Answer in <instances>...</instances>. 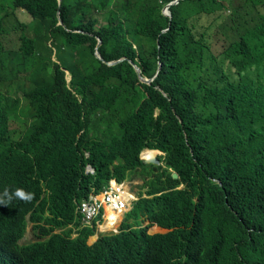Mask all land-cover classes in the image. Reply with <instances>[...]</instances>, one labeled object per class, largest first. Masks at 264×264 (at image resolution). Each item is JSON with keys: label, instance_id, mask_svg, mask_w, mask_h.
Instances as JSON below:
<instances>
[{"label": "trees", "instance_id": "1", "mask_svg": "<svg viewBox=\"0 0 264 264\" xmlns=\"http://www.w3.org/2000/svg\"><path fill=\"white\" fill-rule=\"evenodd\" d=\"M257 63L264 0H0V191L34 193L0 213L63 228L93 188L153 176L119 235L53 236L33 264H264ZM145 148L165 153L157 173Z\"/></svg>", "mask_w": 264, "mask_h": 264}, {"label": "clouds", "instance_id": "2", "mask_svg": "<svg viewBox=\"0 0 264 264\" xmlns=\"http://www.w3.org/2000/svg\"><path fill=\"white\" fill-rule=\"evenodd\" d=\"M175 2L177 1L171 3ZM238 39L236 40L238 41ZM123 59L125 58L122 57L118 60L113 61L117 62ZM109 62L107 63L109 64ZM263 66L262 64L257 63V69L264 71ZM68 74L70 73L68 72L67 75ZM156 75L157 74H155V76ZM148 79L153 80L154 77ZM67 80L68 82L71 81V75L70 79H68L67 77ZM158 114L159 110H156V115ZM146 151L156 152L157 154L152 158L159 160L160 163H144L143 158L145 157L143 156V154ZM159 156H165V153L161 152L160 150L149 148L143 149L140 153L141 161L147 166L153 167L152 170L154 173L158 172V167L164 166L163 162H161V160L159 159ZM89 157L90 153L85 152V158L88 159ZM170 171L173 172L172 169H170ZM85 174H92L93 176L96 174V171L91 164L86 165ZM134 176L136 175H132V178ZM146 177L148 176H142V178ZM129 178L126 179L123 183H118L115 180H111L101 193L96 194V190L93 188L88 199L81 202H75V220L71 225L67 227L56 229L52 227V225L45 219L37 220L35 217H33L32 209L25 212L24 214H20L13 208L0 213V262L3 264H33L38 261V256L35 255L37 253L35 250L36 244H44L48 242L53 236H60L66 233L69 234L70 240L76 241L80 237L82 231L91 230L93 232V235L88 240L89 246L95 245V243L100 239L119 235L122 232V227L126 221L127 216L134 210L135 205L140 201V199L152 197L147 195L148 187L146 186V182H148L150 178H153L152 173H150L149 178L145 180L144 191L140 196H137V194L133 193L131 186L128 183ZM126 186L128 187V192L126 191ZM180 188H183V186L179 187V189ZM112 189H121V191L123 192V195H121V202L125 204L123 207L120 206L119 201L117 200H114V202L111 203L107 202L106 194L110 193ZM113 195L117 196L116 193L112 194V196ZM126 195L133 196V199L130 200V198H126ZM33 199L34 193L27 191L22 187H16L14 189L4 188L3 191H0V205L5 207H8L13 200H19L25 203H29ZM119 214H122V220L118 223L116 217ZM45 217H51L49 212L46 211ZM116 223L118 224V227L115 230H111L115 227ZM129 223L131 224L133 223V221H129ZM141 223L142 224L140 225V227H135L134 230H146V235L148 237L159 235H152V232L155 229L159 228H157L147 219H142ZM106 227H109V230H107ZM50 230H52V232L48 234ZM160 230L156 231V233H159L161 231V234L169 233L168 231ZM91 240H95V242L91 244Z\"/></svg>", "mask_w": 264, "mask_h": 264}, {"label": "water", "instance_id": "3", "mask_svg": "<svg viewBox=\"0 0 264 264\" xmlns=\"http://www.w3.org/2000/svg\"><path fill=\"white\" fill-rule=\"evenodd\" d=\"M61 1H62V0H59L60 3H61ZM172 4H173V3H169V4H167V5L164 7V13L167 14V15H169V16H171L170 6H171ZM61 23H62V20L59 22V24H61ZM100 43H101V41L99 40L98 46L100 45ZM98 46H97V47H98ZM96 55H97L100 59H102V56H101V54H100L99 51L96 52ZM119 61H120V60H119ZM115 62H116V61H112V62H109V64H114ZM135 67H136V70H137V72H138V74H139L140 79H141L142 81H144V82L150 83L152 79H148V78H146V77H143L142 74H141V69H140V67H138L137 65H135ZM159 68H160V67H159ZM159 68H158V70H159ZM157 73H158V72H157ZM157 73H156V74H157ZM143 162L146 163V164H148V163H150V162H151V163H155V164H159V163H160L159 160H157V159H155V158H152V159H146V158H143ZM173 178H174V179H178V178H179L178 174H177V173H174V174H173Z\"/></svg>", "mask_w": 264, "mask_h": 264}, {"label": "rangeland", "instance_id": "4", "mask_svg": "<svg viewBox=\"0 0 264 264\" xmlns=\"http://www.w3.org/2000/svg\"><path fill=\"white\" fill-rule=\"evenodd\" d=\"M67 77H68V79H70V74H68ZM147 154H146V156H148ZM131 178H132V176L129 178L128 183L131 186V189H132L133 193L137 194V196H140L143 193V191H144L145 180H147L149 177L142 178V176L136 175L132 179ZM107 230H108V228H107ZM161 233H162V231L159 232V233H156V231H153L152 235L161 234ZM94 242H95V240H91V244H93Z\"/></svg>", "mask_w": 264, "mask_h": 264}, {"label": "built area", "instance_id": "5", "mask_svg": "<svg viewBox=\"0 0 264 264\" xmlns=\"http://www.w3.org/2000/svg\"><path fill=\"white\" fill-rule=\"evenodd\" d=\"M114 193H116L117 196L115 195L112 196V194ZM106 195H107V198H106L107 202L111 203V202H114V200H117L119 201V204L121 207L125 205L124 203L121 202V195H123V192L121 191V189H115V190L112 189L111 192Z\"/></svg>", "mask_w": 264, "mask_h": 264}, {"label": "bare ground", "instance_id": "6", "mask_svg": "<svg viewBox=\"0 0 264 264\" xmlns=\"http://www.w3.org/2000/svg\"><path fill=\"white\" fill-rule=\"evenodd\" d=\"M151 151H149V152H147V153H150ZM146 153V154H147ZM146 154H145V158H152V157H154V155H155V152H153L152 153V156H146ZM138 184V183H137ZM126 191L128 192V187L126 186ZM126 198H130V200H132L133 199V196H129V195H126ZM117 222L119 223V222H121V220H122V214H119L117 217ZM117 226H118V224L116 223V225H115V227L114 228H112L111 230H115L116 228H117ZM108 228V230H109V227H106V229Z\"/></svg>", "mask_w": 264, "mask_h": 264}]
</instances>
